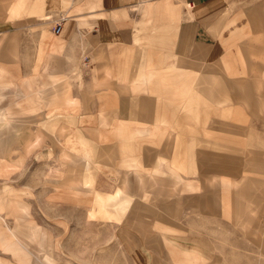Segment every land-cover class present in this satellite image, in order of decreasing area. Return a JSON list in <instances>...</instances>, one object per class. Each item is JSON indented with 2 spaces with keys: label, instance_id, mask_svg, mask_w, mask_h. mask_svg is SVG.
Masks as SVG:
<instances>
[{
  "label": "crops",
  "instance_id": "0c3cea01",
  "mask_svg": "<svg viewBox=\"0 0 264 264\" xmlns=\"http://www.w3.org/2000/svg\"><path fill=\"white\" fill-rule=\"evenodd\" d=\"M1 122L0 264H63L14 185L45 137L126 263L264 264V0H0Z\"/></svg>",
  "mask_w": 264,
  "mask_h": 264
},
{
  "label": "rangeland",
  "instance_id": "374dc122",
  "mask_svg": "<svg viewBox=\"0 0 264 264\" xmlns=\"http://www.w3.org/2000/svg\"><path fill=\"white\" fill-rule=\"evenodd\" d=\"M24 42L20 40L21 44ZM6 126V122L0 123V128ZM45 138L48 140L44 142L45 150L41 153L35 152L31 160L29 159V173L25 178L22 168L23 153L15 152L19 169L14 176V185L17 189H23L24 183L30 186L28 188L32 200H26V204L31 208L33 223H37V226L48 232L53 241L59 244L55 256L59 257L63 264H130L123 258L125 249L120 246L116 233L105 228L104 222L89 221L90 218L100 220L97 213L87 214L86 204L73 208L70 200L57 203L52 199L57 184L65 190L73 185L68 181L76 179L77 176L81 179V167L76 166L75 162H70V152L62 151L61 144L56 143L55 137ZM38 141L39 137H35L32 140L33 145L38 144ZM57 174L61 175L59 183L55 181ZM7 182V178L0 181V191L2 188H13ZM40 193L43 194V199L38 198ZM20 200V203L24 204V200Z\"/></svg>",
  "mask_w": 264,
  "mask_h": 264
},
{
  "label": "built area",
  "instance_id": "2783aa9c",
  "mask_svg": "<svg viewBox=\"0 0 264 264\" xmlns=\"http://www.w3.org/2000/svg\"><path fill=\"white\" fill-rule=\"evenodd\" d=\"M61 29H62V19H60V21L54 24V26L52 27V32L57 35L61 32Z\"/></svg>",
  "mask_w": 264,
  "mask_h": 264
},
{
  "label": "bare ground",
  "instance_id": "6f19581e",
  "mask_svg": "<svg viewBox=\"0 0 264 264\" xmlns=\"http://www.w3.org/2000/svg\"><path fill=\"white\" fill-rule=\"evenodd\" d=\"M0 141H3V137L2 136H0Z\"/></svg>",
  "mask_w": 264,
  "mask_h": 264
}]
</instances>
